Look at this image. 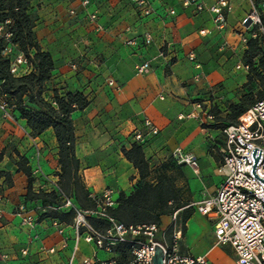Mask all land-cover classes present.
I'll list each match as a JSON object with an SVG mask.
<instances>
[{"label": "crops", "instance_id": "0c3cea01", "mask_svg": "<svg viewBox=\"0 0 264 264\" xmlns=\"http://www.w3.org/2000/svg\"><path fill=\"white\" fill-rule=\"evenodd\" d=\"M82 1H75L72 4L71 10L75 9L77 14L69 16L67 11L71 0H29V15L34 22L35 41L42 51L52 55L55 66L51 80L45 85L44 96L51 100L55 90H59L60 93L81 92L87 95L91 102L86 110L77 111L73 115L77 137V156L80 161L89 157L94 151L91 147L88 150L84 149L88 138L79 131V127H88L96 121V116L101 109V106L97 107L99 99L96 97L100 90L99 85L101 86L99 76L101 77L104 73V59L94 47L99 37L91 34L98 31L92 23L93 26L89 28L90 25L84 26L85 21H82L84 24L75 21L77 18L81 21L93 12H97L99 16V10L93 5L95 0H91V4L86 8L82 6ZM200 1L207 6L204 11H198L195 6H185V0H151L155 12L147 18L141 17L130 2L138 16L141 31L127 40L128 56H131L135 63V70L138 64L144 62H150L152 65L151 73L148 72L149 75L143 80V96L148 97L135 109L136 114L145 113L147 116H144L142 122L133 119L137 125L130 139L133 145V136L136 131L143 128L146 118L152 120L160 129L159 135L151 138L149 140L151 141L161 135V128H164L167 123L175 122L177 114L180 116L192 112L195 103H190V97L197 94L195 90L198 87L211 88L223 79L228 80L230 87L236 85L237 82L244 85L248 81L247 73L237 69V66L246 62L244 57L247 46L241 40L242 21L251 10V3L248 0H231L233 9L227 15V25L224 29H220L215 23V15L209 10V7L217 0ZM261 1L264 2V0ZM171 11H175V15H171ZM148 32L154 37L152 45L141 49L128 45L129 41L140 38ZM63 35H66L67 41L73 39V44L77 48L75 59L64 57L66 39L62 37ZM89 37L91 43L82 47V40H88ZM164 46L168 47L166 55L162 53ZM18 50L20 51L19 48ZM191 53L196 54V61L201 64V69H197L196 62L186 57H189ZM170 59H174V62L171 64L172 77L168 82L163 76L166 63ZM71 63H77L78 69H72ZM99 67H101L100 71L96 69ZM233 74L235 81L230 78ZM197 75L201 76L199 81L195 80ZM198 82L202 84L198 85ZM185 83H188L187 87H184ZM125 87L133 92L135 90L131 82H128ZM162 91H174L181 95L179 99L181 103L175 107L174 103L169 104L156 100L155 96ZM162 99H164L163 96ZM3 102H7L11 117H6L0 108V173L4 174L0 176V193L5 197L0 205L3 210V216L0 218V249L3 254L8 255V259H0V264H67L75 245L74 232L69 227L70 224H67L66 228V236L70 238L68 248L63 249L65 236L58 234L51 227L48 218L44 220L39 218L37 212L31 207L33 202L27 201L30 210L34 211L39 221L34 232L22 226L21 218L15 214L17 206L26 200L28 186V177L19 169L18 164L21 159L36 178L34 185L38 189L40 187L45 189L52 182L54 183L53 173L60 171V150L55 132L51 128L40 136H33L27 120L21 117L15 107L13 97L0 94V104ZM181 109L184 113H179ZM129 127L127 131H131L134 124L130 123ZM126 134L129 132L124 130L118 137L122 138ZM184 137L187 141H195L193 135L184 134ZM109 138L110 135L107 134L103 136L102 141H107ZM130 147L126 146L128 149ZM191 149L184 151L195 156L196 153L203 156V149L199 145ZM38 150L40 151L39 157H37ZM107 153L108 151H104L102 154L107 157ZM220 162L217 166V173L222 182L224 178L218 171ZM7 178L12 184L8 183ZM94 188L97 189L96 186ZM88 191L95 192L90 187ZM118 192L128 195L125 190ZM197 213L201 215L198 211ZM201 216L208 222L213 232L211 222L203 215ZM36 235L40 238H34ZM41 246L55 248L56 253H43L40 250ZM78 247V260L91 257L95 252L94 246L83 240L78 243ZM26 249L29 250L28 255L23 254ZM205 251L204 249V253ZM211 251L213 249L207 255ZM194 255L202 256L203 253ZM100 256L109 257L102 253Z\"/></svg>", "mask_w": 264, "mask_h": 264}, {"label": "rangeland", "instance_id": "374dc122", "mask_svg": "<svg viewBox=\"0 0 264 264\" xmlns=\"http://www.w3.org/2000/svg\"><path fill=\"white\" fill-rule=\"evenodd\" d=\"M75 1L79 0H71L69 4L67 11L69 16L71 15L69 10ZM93 5L97 6L99 22L103 25V33L94 31L91 34L99 37V41L94 47L104 59V73L101 74V77L99 76L101 86L99 85L100 90L96 97L99 99L97 107L101 106V109L96 116V121L88 127H79V131L88 138L84 149L88 150L91 147L94 150L89 157L81 160L79 176L87 191L70 192L66 181H61L59 176L61 167L60 171L53 173L54 183L52 182L45 189L41 187L38 189L34 185L36 178L21 159L18 164L19 169L28 177L26 201L33 202L31 207L39 217H58L71 223L74 218L73 208L75 206L84 210L93 208V204L88 200L86 194L89 187L97 193H101L109 187L118 191L125 190L128 193L126 196L129 197L146 184L157 182L159 179L165 187L172 188V184H174V191L169 194L172 199L168 213L162 215L159 209L153 208L155 203L151 196H147L144 191L139 197L144 209H140L137 216L126 215L123 217L122 213H118V220L123 223H132V219L140 217L141 223L159 224L162 232H165L164 237L167 238V241L170 240L174 232L179 231L183 236L179 248L182 254L198 255L203 253L202 256H204L213 249L207 256L214 264H235L231 248L217 246L208 222L197 213V203L210 196L221 182L217 166L222 160L223 131L231 123L234 115L233 106L247 107V102L244 103L243 97L247 94L248 88L253 89L252 99L256 100L260 92L264 90V81H261L258 72L252 69L249 75L247 74V79L248 81L252 79L253 85H241L237 82L236 85L230 87L228 80L223 79L211 88L198 87L195 90L197 94L190 97V103L202 104L204 109L209 110L214 116V120L206 125H201L199 122L189 119H180L177 114L175 122L167 123L164 128H161L159 137L152 139L142 147L148 165L142 174L125 159L122 152L126 146H131L129 149L134 146L130 140L132 131L137 126L133 119L142 122L144 116H147L145 113L136 114L135 109L148 97L143 96V80L149 73L146 75L136 73L135 63L131 56H128L126 49L127 40L141 31L138 16L128 0H95ZM79 19L77 18L75 21H85L86 24L82 23L84 26L90 25L89 28L93 26L87 17L81 21ZM62 37L66 39V35ZM73 43V39L68 41L66 39L64 44L63 52L67 59L76 58L77 48ZM90 43L89 37L88 40H82L81 46ZM167 50L168 47L164 46L162 53L166 55ZM186 57L189 59L188 56ZM244 58L247 61V51ZM173 62L174 59L168 60L164 69L163 77L168 82L172 77L171 64ZM100 68L96 69L100 71ZM234 76L233 74L230 78L235 81ZM113 79L116 87L108 85V81ZM128 82L132 83L134 92L125 87ZM201 84L202 82H198V85ZM187 86L188 83H185L184 87ZM155 99L164 103H174L175 107L181 103L179 101L181 95L174 91L159 92ZM179 113L184 112L181 109ZM130 123L134 124V127L131 131H127ZM124 130L129 134L122 138L118 137ZM107 134L110 135V138L107 141H102L103 136ZM184 134L193 135L195 141H187ZM196 145L203 149V156L196 153L198 167L180 164L174 156V151L177 148L192 150L191 148ZM104 151H108L107 157L102 154ZM7 181L12 184L8 178ZM55 183L57 186L54 185ZM95 186L97 189L94 188ZM55 187L59 188L67 200L59 195L48 199L40 195L42 191L53 192ZM45 200L48 202L45 203ZM157 216H160L159 219H156ZM89 222L96 227L102 221L96 217H90Z\"/></svg>", "mask_w": 264, "mask_h": 264}, {"label": "built area", "instance_id": "2783aa9c", "mask_svg": "<svg viewBox=\"0 0 264 264\" xmlns=\"http://www.w3.org/2000/svg\"><path fill=\"white\" fill-rule=\"evenodd\" d=\"M248 1L251 3V10L242 21L241 40L245 46L252 38L260 39L264 44V2ZM130 2L143 18L150 17L155 12L151 0H130ZM90 4L91 0L82 1V6L85 8ZM184 5L195 6L198 11L207 8L200 0H185ZM232 9L231 0H217L209 7L215 15L218 28L226 27L227 15ZM170 13L175 15L176 12ZM70 14L75 16L77 11L72 9ZM86 17L94 24L96 31H103L97 12L89 13ZM10 24L9 20L0 19V39L6 44L3 55L10 60L11 73L14 76L30 74L32 67L24 53L13 43ZM153 41L152 33L148 32L140 38L129 41L128 45L141 49L152 45ZM189 58L192 62H196L197 69H201L195 53H191ZM71 68L77 70L78 64L71 63ZM151 69L150 62L136 66V71L140 75L147 74ZM237 69L248 74L250 66L243 63L238 65ZM200 79V75L195 77L196 81ZM108 85L116 87L114 80H109ZM0 108L6 117H11L7 102L0 104ZM179 118L195 120L201 125L214 120V116L200 103H195L192 112L187 115L181 114ZM159 133V127L146 118L143 128L136 131L133 136L134 144L144 146ZM223 134V148H221L223 156L218 171L224 179L214 194L197 203V211L211 222L217 246H229L232 249L235 264H264V185L251 174L253 167L251 154L255 148L259 150L263 148L255 172L264 180V98L258 100L233 124L227 126ZM39 156L38 150L37 157ZM174 156L180 164L198 167L197 157L190 152L177 148ZM52 191L67 200L58 187L53 188ZM89 198L93 204L92 209L84 210L76 206L73 208L74 220L69 227L74 232L75 245L67 264H154L155 245L160 246L164 251V264H214L207 255L182 254L179 248L183 236L179 231L174 232L167 241L164 237L165 232H162L159 224L126 225L118 222L112 212L119 207L121 194L114 188H106L101 193L89 191ZM4 199V195L0 193V205ZM15 214L21 218L22 226L32 232L37 229L39 221L25 201L17 206ZM2 216L3 210L0 208V218ZM90 217L108 221L110 226L104 230L97 229L89 222ZM48 220L58 234L65 236L63 249H67L70 240L66 236L67 223L58 218H48ZM34 238L40 237L36 235ZM81 240L92 244L95 252L91 257L78 260V243ZM40 250L47 254L56 253L55 248L45 246H41ZM101 253L109 257L102 258ZM23 254L28 255L29 250H24ZM0 259H8V255L3 254L1 249Z\"/></svg>", "mask_w": 264, "mask_h": 264}, {"label": "trees", "instance_id": "16d2710c", "mask_svg": "<svg viewBox=\"0 0 264 264\" xmlns=\"http://www.w3.org/2000/svg\"><path fill=\"white\" fill-rule=\"evenodd\" d=\"M30 2L29 0H0V19L1 21H10V30L13 33L12 41L20 51L24 53L28 62L32 67L30 74L23 76H14L11 73V62L4 55L5 42L0 39V94L13 97L15 107L18 109L21 117L28 122V126L32 131V135L37 137L45 133L49 129H53L60 150V167L59 174L61 181H66L68 190L72 191H87L81 182L79 176L81 161L77 156V137L73 115L77 111H84L90 106V100L87 95L81 92H65L60 93L55 90L51 100L44 96L45 85L52 78L54 71V60L49 52H44L40 49L34 36V22L29 15ZM247 61L245 62L252 69L258 72L261 81H264V44L260 39H250L247 45ZM256 67V69H254ZM248 73V75H249ZM254 81H247L245 85H253ZM246 95L243 97L244 103L247 102L246 108H238L233 106L234 115L231 119V124L251 108L258 100L264 98V90H262L258 98L252 99L253 89H247ZM228 125V126H229ZM143 146L134 144L131 149L124 148L122 150L127 161L132 163L134 167L144 174L148 167ZM0 173V176H3ZM165 187L162 183L152 182L146 184L131 196H126L122 193L120 204L112 213L115 219L118 220L117 214L122 213V216L135 215L140 213V209L144 206L139 199L140 195L146 191L147 196H151L155 206L163 214L168 213L170 208L171 196L169 194L174 190ZM88 200L89 191L86 192ZM43 198L57 197L56 192L45 193L40 192ZM27 203V201L25 200ZM48 200H45L47 203ZM157 216L156 219H159ZM41 220L50 217H39ZM58 218V217H56ZM59 219V218H58ZM61 220V219H60ZM74 220V218H73ZM101 220V219H100ZM65 222L64 220H61ZM100 225L95 228L104 230L110 226V223L101 220ZM132 223H123L126 225H143L140 217L131 220ZM67 223V222H65ZM67 223V224H72Z\"/></svg>", "mask_w": 264, "mask_h": 264}, {"label": "water", "instance_id": "95a60500", "mask_svg": "<svg viewBox=\"0 0 264 264\" xmlns=\"http://www.w3.org/2000/svg\"><path fill=\"white\" fill-rule=\"evenodd\" d=\"M262 149L259 150V149L255 148L251 154L252 159H253V167L251 170V174L264 185V180L261 179L260 177H258L256 172H255L256 166L258 165V163L261 160ZM153 263L154 264H164V251L160 246H157V245H155V253H154V257H153Z\"/></svg>", "mask_w": 264, "mask_h": 264}]
</instances>
